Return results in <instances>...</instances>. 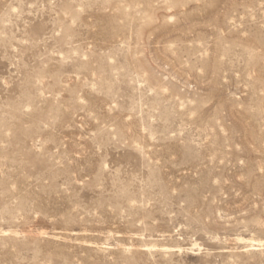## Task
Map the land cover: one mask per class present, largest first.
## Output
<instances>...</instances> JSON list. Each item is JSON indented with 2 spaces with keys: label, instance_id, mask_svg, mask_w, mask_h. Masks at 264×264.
I'll use <instances>...</instances> for the list:
<instances>
[{
  "label": "rangeland",
  "instance_id": "374dc122",
  "mask_svg": "<svg viewBox=\"0 0 264 264\" xmlns=\"http://www.w3.org/2000/svg\"><path fill=\"white\" fill-rule=\"evenodd\" d=\"M0 264H264V0H0Z\"/></svg>",
  "mask_w": 264,
  "mask_h": 264
}]
</instances>
